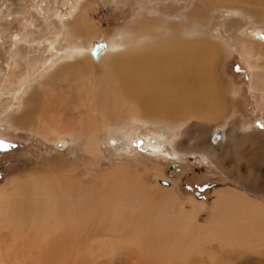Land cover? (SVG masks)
Wrapping results in <instances>:
<instances>
[{"label":"bare ground","instance_id":"6f19581e","mask_svg":"<svg viewBox=\"0 0 264 264\" xmlns=\"http://www.w3.org/2000/svg\"><path fill=\"white\" fill-rule=\"evenodd\" d=\"M14 1H6V10L12 6L11 12L4 11V8L0 13V35L10 24V14H14L16 9ZM154 1L147 0L149 3ZM85 3L78 0L76 6L69 7L61 18L56 14L53 19L47 15L45 21L36 20V30H32L34 26L27 22L22 35L15 36V44L18 45H14L15 58L10 78L16 80L17 88L8 85L13 89L8 103L17 101V106L16 112H10L4 118L10 129L43 133L44 136H51L52 142L59 140L63 145L66 142L60 139L68 137L74 145L79 143L78 147L88 154L89 164L95 166L100 162L97 147L102 128L120 129L130 122L152 123L149 118L161 119L165 113L201 120L220 115L222 98L218 92L221 85L212 73L218 52L199 38L196 43L191 42V30L201 36L198 17L193 9L182 13L183 28L178 22H167L163 27L159 25V30L151 31L149 25L136 21L126 27L127 34L134 36L132 41H126L117 34L118 39L113 43L93 44L95 38L103 33L90 18V9ZM254 7L262 10L261 18L264 19V2ZM240 11L235 10L231 14L241 17ZM27 29L32 32L26 33ZM39 46V57H32ZM55 46L60 49L58 53L54 50ZM235 48L249 68L251 89L264 91V35L254 34L246 40L239 38ZM96 67L100 69L99 75L96 74ZM110 102L118 113L126 111L129 116L124 121L98 126L94 117L100 112L105 118L104 107ZM52 114H56L59 120H55ZM122 122L125 123L119 126ZM161 122L164 124V121ZM58 123L66 125H56ZM237 129L240 130V126ZM243 131L248 133L245 129ZM214 132L215 135L211 136L214 147L202 149L198 144L200 149L190 153L186 149V155L198 153V159L193 157L202 161L221 152L222 145L229 141L227 134L219 128ZM158 137L155 134L153 148L163 151ZM173 148L176 152L182 149H177L175 144ZM116 172L98 175L93 178V183L86 186L73 178L45 177L37 173L28 178L30 183L27 181L25 184L24 181V187L17 193L0 192V231L13 232L14 240L21 238L20 245L29 247L26 251L29 253L30 249L37 252L51 241L62 242L59 244L65 249L78 243L79 247L84 246L82 239L87 236L85 232L105 229L107 234L109 230L120 234L132 225L129 234L119 235L117 241L138 247L141 253L152 257L153 264H206L204 251L189 250L185 246L188 242H215L221 249L230 248L234 253L264 249V203H259L254 194L256 190L245 184L241 177L237 181L248 192L229 190L216 193L211 207L214 216L201 227L193 220L194 213L169 217L163 205L176 202V196L165 188L158 189L165 196L157 205L141 209V202L146 197L143 193L145 187H138L130 175ZM15 181L12 179L9 184L15 187ZM189 201L197 209L203 208L202 204ZM24 239L28 240L27 247ZM93 241L99 240H88L90 243ZM119 243H114L112 249L115 250ZM11 255L12 261L18 264L17 252L16 256Z\"/></svg>","mask_w":264,"mask_h":264},{"label":"rangeland","instance_id":"374dc122","mask_svg":"<svg viewBox=\"0 0 264 264\" xmlns=\"http://www.w3.org/2000/svg\"><path fill=\"white\" fill-rule=\"evenodd\" d=\"M6 1L9 0H0V13L4 8L6 12L12 11V6L6 10L8 5ZM77 2L78 0H15L16 9L14 8V14L13 12L10 14V24L0 35V192L17 193L24 187V181L26 184L28 178L36 176L37 173L45 177L56 175L67 179L73 178L86 186L93 183L95 181L93 178L98 175L118 171L116 173L133 177L134 179L130 178L138 187L142 189L145 187L143 193L146 197L141 202V209L157 205L165 196L158 189L165 188L173 191L176 196V202H167L163 205L168 210L169 217L194 213L193 220L201 227L208 224L214 216L211 207L216 193L229 190L248 192L237 181L240 177L245 184L256 190L254 194L259 203H264V91L251 89L252 78L248 72L249 68L235 48L236 40L239 38L246 40L254 34L264 35L262 10L254 7L264 0H156L152 3L147 0H83L90 9V18L103 33V37L95 38L93 44L113 43L118 39L117 34L126 41H132L134 36L127 34L126 27L136 21L146 23L150 30L154 31L160 29L159 25L163 27L170 22H178L183 28L185 26L183 14L193 9L198 17L200 27L198 31L201 36L191 30L190 34L193 35L191 42L196 43L199 38L212 50L215 48L214 52H218L219 59L217 57V60L214 59L212 73L221 85L218 93L222 98L219 105L221 113L214 118L201 120L196 117L174 115L173 117L165 113L161 119L149 118L154 124L130 122L120 129L102 128L97 147L100 162L95 166L89 164L88 154L78 147L79 143L74 145L68 137L60 139L66 142L65 145L59 140L56 144L49 135L45 134V137L43 133L36 131L12 130L4 122L5 116L10 112H16L17 106V101L13 104L8 103L13 90L8 85L17 88L16 80L10 78L15 58L14 45H18L15 44V36L22 35V29L27 22L34 26L32 30H36V20L45 21L47 15L53 19L56 14L61 18L66 15L67 9L76 6ZM235 10H241V17L231 14ZM144 16L155 19L148 20ZM32 30L27 29L26 33ZM231 37L234 39L236 37L235 41L231 40ZM40 49L41 47L32 54V57H39ZM54 50L58 53L60 49L55 46ZM96 71L97 75L101 73L98 67ZM52 109H48V112ZM103 112L107 115L105 118L100 112L94 117L98 126L102 123L124 121L129 116L126 111L118 113L111 102L104 107ZM52 116L59 120L56 114ZM161 121H164V124ZM124 123H120L119 126ZM56 125L64 126L66 123ZM166 125L175 129H170ZM237 126H240V130ZM216 128L224 130L229 141L223 144L221 152L212 155L213 157L203 158L202 161L201 158L200 161L196 160L193 156H199L198 153H189L200 147L202 149L214 147L211 136L215 135ZM244 129L252 134L244 132ZM155 134L161 139V149L164 152L153 148ZM174 144L177 149L182 148L181 152H176ZM194 145L197 147H192ZM186 149H189L187 155ZM12 179L16 180L15 187L9 184ZM30 182L31 180L28 181ZM189 200L202 204L203 208L198 210ZM131 228L132 225L127 230L120 231V234L119 232L113 234L111 230L107 234L105 229L98 232L91 230L85 232L87 236L82 239L84 246L79 247L78 243L73 248L65 249L59 244L62 242L51 241L40 247V250L36 249L37 252L30 249L32 252H29L30 254L26 252L29 251V247L24 248V245L23 247L20 245L21 238L14 240L13 232L2 230L0 264H15L11 254L16 256V252L18 264H153L152 257H147L145 252L141 253L138 247L117 241L119 235L129 234ZM143 238L148 241L146 237ZM94 239L99 241L88 242ZM24 241L27 247L28 240ZM114 243H119V246L115 247V250L118 249L116 253L111 247ZM185 246L189 250H203L206 264H264V249L260 252L234 253L230 248L221 249L215 242L204 244L188 242ZM61 251L63 252L59 253ZM146 259L148 261L143 262Z\"/></svg>","mask_w":264,"mask_h":264},{"label":"water","instance_id":"95a60500","mask_svg":"<svg viewBox=\"0 0 264 264\" xmlns=\"http://www.w3.org/2000/svg\"><path fill=\"white\" fill-rule=\"evenodd\" d=\"M197 159H198V156H197Z\"/></svg>","mask_w":264,"mask_h":264}]
</instances>
